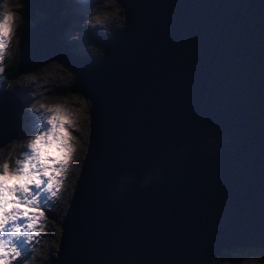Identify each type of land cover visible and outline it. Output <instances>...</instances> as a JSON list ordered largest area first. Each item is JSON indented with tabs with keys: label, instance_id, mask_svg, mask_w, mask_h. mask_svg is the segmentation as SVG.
<instances>
[{
	"label": "water",
	"instance_id": "obj_1",
	"mask_svg": "<svg viewBox=\"0 0 264 264\" xmlns=\"http://www.w3.org/2000/svg\"><path fill=\"white\" fill-rule=\"evenodd\" d=\"M20 1L33 23L9 43L16 71L65 63L66 89L88 99L47 264H207L264 248V0H115L121 25L92 36L95 59L60 38L61 0ZM23 107L0 89L4 133Z\"/></svg>",
	"mask_w": 264,
	"mask_h": 264
},
{
	"label": "rangeland",
	"instance_id": "obj_2",
	"mask_svg": "<svg viewBox=\"0 0 264 264\" xmlns=\"http://www.w3.org/2000/svg\"><path fill=\"white\" fill-rule=\"evenodd\" d=\"M70 3L71 5H68L67 3L63 5H66L68 9H73L76 8L77 11L73 13L72 16H70V20L72 23V31L78 32L77 26L75 24V20L77 21L78 24L83 23L86 20L87 17V10L86 8L83 9H78L75 7V1L74 0H66ZM86 1V4H89V0H84ZM92 3L94 2L93 0ZM21 2L19 0H0V11H3L5 5H15L19 8ZM99 7L95 9L92 12V16L94 18H99L101 16L105 17L107 15H110V19L103 22L99 20H94L93 25L97 26L93 28H89L88 32H85V35H83V31L81 30L82 28H79L80 34L78 35L79 38H84V42H70L68 41V28L63 32V35L61 37L65 40L68 41L69 43V48L71 51L76 53V51L82 50L86 51L89 56L93 55H98L99 47L97 46L96 40L92 38L90 34H108L110 33L113 29H116L120 26L121 24V11L119 9V5L115 0H98ZM91 10V8H90ZM83 13L84 16L81 18L76 17V13ZM19 13V10H18ZM41 16L40 12H37L36 16L34 19H37ZM20 21L19 25L15 30L14 35L12 38H17V34L19 31V28L25 24H30L32 23V20H29L25 17H22L19 15ZM15 48L9 44V48L6 50V57H13ZM11 63V60H7V65ZM64 65L60 64L57 61L54 60H47L41 64H39L37 67H33L27 70H24L19 73L17 78L15 80H11L9 84L5 86V88H10L13 90L22 100L23 106H24V111L29 108L30 109V99H32L29 96V100H26V98L23 96V86H22V79L23 78H31L33 79H38L36 83L43 85L44 87L47 86L46 80L50 78V81L53 83L50 84V86H47L48 88L46 90L42 91V99L45 101L42 102L43 105L45 106L43 109H47L48 107L60 105L63 106L67 110V113L70 115V118L72 119L76 130L72 131L70 129L71 126H69V131L71 133V143L74 145L73 146V155L70 160V165L67 171L66 176L64 177L65 180L64 182V188L61 190L60 194H58L59 198V203L55 206H53L51 210V216H48V218L43 221V225L45 228H43L47 232L46 234H39V236H36L34 241H36V244H34V247L32 248V251L29 253V259L26 260L25 264H47L49 256L53 255L55 247L54 244L57 241V235L59 232L58 225L54 223L57 221V218L60 216L62 209L65 205V200L62 193L64 196L68 193V190L70 187L73 186V183L69 180L67 177L69 173L72 172L73 169V164L74 161L79 158L80 153L83 151L84 146L83 144L85 143L84 140V133L87 131V123H86V106L88 105L85 97H82L79 93L72 92L69 94V97L66 99V104L61 102L60 100L53 99L55 96L52 94L51 90L55 87H59L60 85L63 86H68L70 84V78L68 76V72L66 69L63 67ZM4 67V63H3ZM49 68H52L53 70H49ZM3 76H0V88L4 87L3 85L5 84L3 81ZM31 81V80H29ZM28 81V82H29ZM28 82L24 83L27 84ZM49 82V81H48ZM20 86V87H18ZM18 87V88H16ZM16 88V89H14ZM26 103H29L28 106H26ZM61 103V104H60ZM41 105V104H39ZM39 111V114L44 112V110ZM53 113L45 114L43 116V119L46 120V118L50 117ZM25 117V115H24ZM2 117H0V120ZM1 126V124H0ZM22 128L20 129L19 133L13 136V138L7 143L6 141L0 145V164H2V160H6L7 157L9 158L10 162L14 161L16 164V161L22 157L21 154L27 152L25 149V145H27L28 140L24 136H22L23 131L21 132ZM44 131H47V125L44 126ZM43 131V132H44ZM17 138L18 140H15V142L10 146L12 143L11 141L14 138ZM73 138V141H72ZM18 142V143H17ZM9 145V146H7ZM16 145V146H15ZM13 146V147H12ZM55 148V146H53ZM12 152V153H11ZM9 155V156H8ZM16 165H14L11 169H13ZM67 178V179H66ZM55 201V200H54ZM57 201V200H56ZM55 201V203H56ZM52 202V204H55ZM261 247H241V248H235L234 250H231L229 252V258L228 259H223L220 260L218 255H215L209 264H264V259L261 258ZM260 260V261H259Z\"/></svg>",
	"mask_w": 264,
	"mask_h": 264
},
{
	"label": "clouds",
	"instance_id": "obj_3",
	"mask_svg": "<svg viewBox=\"0 0 264 264\" xmlns=\"http://www.w3.org/2000/svg\"><path fill=\"white\" fill-rule=\"evenodd\" d=\"M63 1L66 2V0H63ZM84 2L86 3V1H84ZM90 7H91V11H88L86 13L87 14V17H86V20L83 23L78 24L77 21L75 20V24L77 26L78 31H79V28L81 26V28H82L81 30L83 31V35H85V32H88L89 28H93V27H96V29H100L101 28V27L100 28H97V26H94L93 25V21L94 20H99V21L105 22V21H107V20L110 19V15H107L105 17L101 16L99 18H94L92 16V12L99 7V4L97 2H94V3L90 4ZM18 10H19V8L17 6H15V5H13V6L12 5H5L3 11H0V17H2V19H0V37L6 36L9 32H11L14 35L15 30L18 27L19 21H20V18L18 16ZM76 11H77L76 8L68 9L66 5H63L62 4L61 9L59 11V16L60 17H68V24L64 28V30L61 32L60 38H62L61 35H63V32L67 28H68V32H71L72 31L71 30L72 23H70L71 22L70 16H72L73 13L76 12ZM38 12H40V11H38ZM42 16H43V14L41 13V16L39 18H41ZM37 19H33V20H36L37 21ZM121 21H122V19H121ZM32 23H33V21H32ZM32 23H30V24H32ZM25 25H28V24H25ZM23 26H21L19 28V30L21 28H23ZM72 33H73V35L75 37L77 36L76 39H78V41H75V40L69 39V38H68V41H70V42H77V43L84 42V38H79L78 35H77V32L72 31ZM110 33H108V34H110ZM19 34L20 33L18 31L17 38H19ZM98 35H107V34H105V33L104 34L99 33ZM68 41H65V42L69 46ZM97 46L99 47L98 42H97ZM8 48H9V46H8ZM14 53L17 54L16 49L14 50ZM14 53H13V57H14ZM74 54L80 55V56L85 57V58H88V59H95V58H97L96 55H93V56H90L89 57V55L87 54L86 51H82V50H79V49ZM5 58H6V55H5ZM5 58L2 61V66H1L2 69H3V71H4L3 63L5 61ZM44 60L47 61V60H54V59H44ZM54 61H57V60H54ZM43 62H45V61L41 60L38 64L43 63ZM57 62H59V61H57ZM59 63L65 66V67H63V66L59 65V66L63 67L64 69H66V71L68 72L67 74H68V76L70 78V82H71V79H72V71H71V69L69 68V66L67 64L62 63V62H59ZM2 72H0L1 73L0 76H2ZM37 80L38 79H33L31 81L28 80L29 82L26 81L28 83L23 85L24 86V89L26 90V92L32 98L29 101L30 102V108H32L33 111L35 112L34 115H31V118L32 119H31V122H30V128L25 131V134H26L25 135V138H26V140H28V142H27V148L30 151L29 152H25V153L22 154V156L24 157L22 160H17L16 161V164L19 166L17 169H11L15 165V162L14 161H11L10 162V160H9L8 157H7L6 160H2V164H0V170H2V171H0V191L11 192V190L14 189L17 184H19L20 187L23 188L24 181H23L22 178L16 176V172L17 171H19L20 169H22L24 175L25 176H29V175H31V170L33 168H35L37 165H40L41 167L47 169V168H49V167L52 166V163L53 162H60L61 160H63L66 157L67 152L69 150V147H68V143H67L66 138L64 136L58 134V130L55 129V125L52 122V117L51 116L48 117V118H46V122L49 125H51L50 130L49 131H44V132H41V133H39L38 131H36L37 128H38V125H39V123L41 121V119L45 115L44 112H42L41 114H39V111H41L45 107L43 105V103H42V102L45 101L41 97L42 96V91L43 90H46L48 88L47 86H50V84L53 83L52 81H50V78H49L48 80H46L47 86L44 87L43 85H40V84L36 83ZM63 87H67V86H63ZM63 87H62V85H60L59 87H55V88H53L51 90V92L55 96L53 99L60 100L61 102H63V103L66 104V99L69 97V94L70 93H68V92H62V94H59L57 92L60 88H63ZM2 88H5V87H2ZM7 89H10V88H7ZM68 91H71V93L72 92H76V91H72V90H68ZM76 93H79L80 94V92H76ZM85 100H86V102L88 104V99L86 97H85ZM39 104H41V105H39ZM36 109L38 110L37 116H36ZM46 110L48 112H50V113H58V114H61V115L65 114V110L63 109V106H60V105L48 107ZM21 125H22V123H21ZM21 125H20V127H21ZM70 129L72 131L73 130L74 131L76 130V128H74V127H70ZM19 130H20V128H19ZM19 130L18 131H15V132H7V133H4L2 131V129H0V140H3L2 144L5 141L8 142L13 136H15L19 132ZM72 140H73V138H72ZM53 146H55V153H53V152L50 151L53 148ZM45 175H49V172L47 170L45 171ZM33 181L39 183V181L36 180V177L35 176H31V179L28 180L27 182L28 183H31ZM9 184L12 185V188L11 189L8 187ZM67 194L64 196V194L62 193V195L64 197V199H62L63 201L67 197ZM12 198H13L12 196H10V195L8 196V199H12ZM57 204H51V206H50L51 209L50 210H47V209L44 210V217L41 218V222L39 224V227L42 229V231H39L38 234H37V236H39V234H46L47 233V232H44L45 230L43 228H45V226L43 225L44 224L43 221H45L48 218V216H51V210L53 209L52 207L55 206V205H57ZM11 206L12 205H10V207ZM15 206L16 207H19V205H15ZM34 244H36V241H34L33 245ZM241 247H246V246H241ZM248 247H254V246H248ZM53 255H54V253H53ZM215 255H218V254L217 253L214 254L209 259V261L207 262V264H209V262L211 261V259ZM228 258H229V256H226L224 258H219V259L220 260H223V259H228Z\"/></svg>",
	"mask_w": 264,
	"mask_h": 264
},
{
	"label": "snow or ice",
	"instance_id": "obj_4",
	"mask_svg": "<svg viewBox=\"0 0 264 264\" xmlns=\"http://www.w3.org/2000/svg\"><path fill=\"white\" fill-rule=\"evenodd\" d=\"M12 36L13 34L9 32L6 36L0 37V64L5 58ZM2 71L0 67V72ZM63 109L65 114L53 113L51 117L58 134L67 140L69 150L66 157L60 162H53L47 169L37 165L29 176H25L20 169L16 172V176L23 179V188L17 184L11 192L0 191V264H25L34 247L35 237L39 231H42L39 224L44 217V210L58 197L73 155L69 126L75 127L67 110ZM23 158L22 156L18 160ZM18 167L17 165L13 169ZM46 170L49 175H45ZM31 176H35L39 183L35 181L28 183ZM8 187L11 189L12 185L9 184ZM9 195L13 198L8 199Z\"/></svg>",
	"mask_w": 264,
	"mask_h": 264
},
{
	"label": "bare ground",
	"instance_id": "obj_5",
	"mask_svg": "<svg viewBox=\"0 0 264 264\" xmlns=\"http://www.w3.org/2000/svg\"><path fill=\"white\" fill-rule=\"evenodd\" d=\"M75 1V7H79L78 9H83V8H86V10L87 11H91L90 10V4H92V1H90L89 0V4H86L85 2H84V0H74ZM94 2H97L98 3V0H93ZM61 2L62 3H64V4H66V2L69 4V5H71L72 3H70V2H68V1H63V0H61ZM93 2V3H94ZM82 16H84L83 15V13H76V17L77 18H81ZM97 26H99V24L97 25ZM81 27V26H80ZM76 32V31H75ZM80 34V31H78L77 32V35H79ZM41 64V63H40ZM39 65V64H38ZM37 65V66H38ZM36 66V67H37ZM49 70H53L52 68H49ZM28 80H32L31 78H23L22 79V86L24 85V83L26 82V81H28ZM18 87H20V86H18ZM18 87H16V88H18ZM16 88H14V89H16ZM23 96L26 98V100H29V96H28V93L26 92V90L24 89V86H23ZM19 97V96H18ZM20 98V97H19ZM21 99V98H20ZM61 104V103H60ZM29 105V103H26V106H28ZM23 109H24V107H23ZM44 110V109H43ZM24 111V110H23ZM44 113L45 114H49L50 112H48L46 109L44 110ZM24 115H25V117H24ZM24 115H23V122H22V125H21V127H20V129L22 128V130H21V132L23 131L24 133H22V136H24L25 137V131L26 130H28L29 128H30V122H31V110H29V108L25 111V113H24ZM51 128V125H49V124H47V130L48 129H50ZM0 129H1V126H0ZM20 131V130H19ZM19 133V132H18ZM17 133V134H18ZM13 138V137H12ZM11 138V139H12ZM10 139V140H11ZM9 140V141H10ZM15 140H18L16 137L11 141L12 143L10 144V146L15 142ZM8 141V142H9ZM73 141V140H72ZM7 142V143H8ZM18 143V142H17ZM2 143H0V145H1ZM14 145V144H13ZM7 146H9V145H7ZM16 146V145H15ZM74 147H75V143H74V145H73ZM13 147V146H12ZM25 149H26V151L27 152H29L30 150L27 148V147H25ZM74 150V149H73ZM22 155V154H21ZM71 163V162H70ZM16 165V164H15ZM17 166V165H16ZM67 179V178H66ZM65 180V178L63 179V181ZM64 188V182L62 183V185H61V187H60V192H61V190ZM60 192H59V194H60ZM55 201H56V203H55V201H53L55 204H57L58 203V201H59V198L57 197V198H55L54 199ZM51 204H52V202H51ZM47 210H50L51 209V207H48V208H46ZM33 243H34V241H33Z\"/></svg>",
	"mask_w": 264,
	"mask_h": 264
},
{
	"label": "trees",
	"instance_id": "obj_6",
	"mask_svg": "<svg viewBox=\"0 0 264 264\" xmlns=\"http://www.w3.org/2000/svg\"><path fill=\"white\" fill-rule=\"evenodd\" d=\"M20 1V0H19ZM21 2V1H20ZM21 4H22V2H21ZM21 4H20V6H21ZM118 4V3H117ZM119 5V4H118ZM20 6H19V12L21 11V8H20ZM119 7V9H120V11H121V7L120 6H118ZM121 15H122V13H121ZM91 36H93V35H96V34H90ZM100 55V49H99V51H98V55H96L97 57ZM90 57V56H89ZM7 60H11V63L9 64V65H7ZM17 60V56H16V53H14V57H9V58H5V61H4V71L2 72V76L4 77L3 78V81H4V87L7 85V84H9V82L11 81V80H15V78H17V75L20 73V72H22L21 70H18V71H16V67L18 66V63H15V61ZM43 61H46V60H43ZM59 94H62V92H68V93H71V91H68L67 89H66V87H63V88H60L58 91H57ZM31 97V96H30ZM58 228H59V226H58ZM60 229V228H59ZM56 243L54 244V247H55V249H56ZM235 248H241V247H231V248H224V249H222L220 252H218L217 254H218V256H219V258H224V257H226V256H229V252L231 251V250H234ZM262 250H261V252H262V254H261V259H264V248H261Z\"/></svg>",
	"mask_w": 264,
	"mask_h": 264
}]
</instances>
